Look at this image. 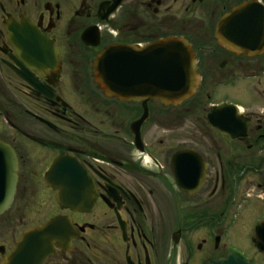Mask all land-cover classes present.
<instances>
[{
  "label": "flooded vegetation",
  "instance_id": "flooded-vegetation-1",
  "mask_svg": "<svg viewBox=\"0 0 264 264\" xmlns=\"http://www.w3.org/2000/svg\"><path fill=\"white\" fill-rule=\"evenodd\" d=\"M251 1L264 8V0H0V141L14 150L18 166L13 200L0 209V264L24 234L57 217L76 234L52 242L42 264H205L223 256L224 213L245 202L259 215L254 233L264 220L262 83L244 89L251 96L246 109L229 92L203 107L199 120L209 131L169 128L163 140L157 130L165 115L171 127L176 115L188 126L205 97L264 74V51L237 52L216 34L227 14ZM31 26L53 48L50 69L33 67ZM170 37L192 45L200 82L189 99L166 105L129 91L119 98L97 81L95 61L107 49L123 48L122 60L133 68L128 55ZM144 102L148 116L138 140L131 126L146 112ZM224 104L248 119L244 136L210 123L208 114ZM59 157L71 162L57 172L60 187L53 189L47 177ZM77 184L87 187L88 210L60 202L78 196Z\"/></svg>",
  "mask_w": 264,
  "mask_h": 264
},
{
  "label": "water",
  "instance_id": "water-1",
  "mask_svg": "<svg viewBox=\"0 0 264 264\" xmlns=\"http://www.w3.org/2000/svg\"><path fill=\"white\" fill-rule=\"evenodd\" d=\"M224 26L228 28L227 32L224 31ZM216 34L220 41L230 49L250 56L261 54L264 51V8L255 1L236 6L223 18ZM30 35L32 46H34L31 52L33 67L38 71L50 69L56 64V59L53 54L51 55L53 48L33 26L30 28ZM36 40L39 42L38 46L33 45V41ZM122 51L123 48L119 46L107 49L95 61L97 81L102 84L109 96L123 98L124 93L129 91L135 92L143 98L159 99L169 105L183 102L197 90L200 76L197 73L192 45L188 40L170 37L150 43L136 57L135 55L127 56V60L132 58L135 61L136 59L133 68L128 61L127 63L123 62ZM130 81L132 84L137 82L138 87L132 86L126 89L122 86L124 82ZM31 82L39 87L33 78H31ZM145 105L146 102H144ZM145 107L146 112L143 117L133 122L131 126L132 130L136 132L138 140H140L141 126L148 116L147 106ZM228 113H233L237 117L238 125L230 124ZM237 113L238 107L235 105H220L214 107L208 114V119L223 133L231 134L234 137L244 136L248 119L237 115ZM70 162L71 159L68 157H59L55 160L47 177L48 186L53 189L60 187L56 183V174L58 171L64 170L65 165ZM17 170V158L14 150L8 144L0 141V172L6 171L3 178L7 182V187H5L7 199L1 200L0 198V209L4 204L13 200ZM178 180L183 186L181 180ZM75 186L79 188L78 196L73 199H62L60 202L65 207L75 210H88L91 202L87 200V196H83L87 192V187L80 184ZM1 189L2 179L0 181ZM75 234V230L67 218H53L37 230H31L24 234L18 241L15 250L3 264H42L45 258L53 252L52 242L57 240L68 242ZM252 241L258 251L264 255V220L256 225ZM205 264L252 263L236 252L230 251L225 256L208 260Z\"/></svg>",
  "mask_w": 264,
  "mask_h": 264
},
{
  "label": "rangeland",
  "instance_id": "rangeland-1",
  "mask_svg": "<svg viewBox=\"0 0 264 264\" xmlns=\"http://www.w3.org/2000/svg\"><path fill=\"white\" fill-rule=\"evenodd\" d=\"M257 81H260L262 83L261 87L264 88V74H258L257 79L245 77L239 78L236 85L223 88V91L219 95L213 94L210 98L205 97L203 102L201 101L198 103L199 107L196 109V114H198V116L196 117V120L192 119V116L191 121L188 122V126H185L183 120L177 117L178 115H176L172 119L174 122H172L171 127L168 123L170 119H168L165 115V117L160 119L158 123L157 130L159 136H161L159 139H167V133L163 132L162 130H167L169 128H174V130L178 131L190 127L196 131H202L204 129L209 131V125L206 124V122L199 120V115H205L206 113L203 107L208 108L210 103L222 100L226 97L223 93L229 92L228 96L230 97L228 98L238 102L242 106L241 108L246 109L251 104V96L246 94L244 95L242 93H244L245 90L250 91V88L252 87H258ZM260 100V104L264 105V100L262 98H260ZM261 105L258 108H261ZM198 124L200 125L198 126ZM207 139L208 137L204 138L205 141H207ZM250 207L251 205L249 202H245L242 203V206L239 207V209H233L231 214L227 215V213H224V217L222 218L223 229L219 234L221 237L220 249L223 255H226L230 251H235L245 259L252 261L255 264H264V256L255 248L253 242L251 241L253 234V224L259 219V215L254 214Z\"/></svg>",
  "mask_w": 264,
  "mask_h": 264
}]
</instances>
